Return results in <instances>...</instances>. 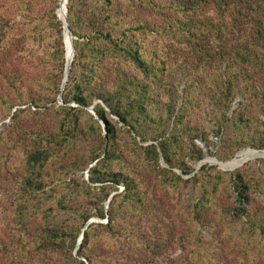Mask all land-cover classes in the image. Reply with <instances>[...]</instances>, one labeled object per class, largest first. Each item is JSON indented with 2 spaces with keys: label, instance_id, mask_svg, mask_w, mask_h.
<instances>
[{
  "label": "trees",
  "instance_id": "trees-1",
  "mask_svg": "<svg viewBox=\"0 0 264 264\" xmlns=\"http://www.w3.org/2000/svg\"><path fill=\"white\" fill-rule=\"evenodd\" d=\"M141 1L153 4L151 8L166 20L150 22L140 15L136 0H68L75 56L64 89L68 45L59 5L46 19L60 34L55 54L60 71L55 68L39 78L30 79L15 63L29 54V44L42 33L44 17L32 14L35 0H11L8 15L0 16V62L9 55L15 59L7 73L0 71V81L8 87L0 90V106L8 107L13 121L41 108L58 113L59 129L52 140L60 148L55 156L56 163L62 162L58 174H72L74 163L86 169L96 162L89 179L80 184L95 195L103 193L100 199L96 196L76 206L60 204L70 215L61 223H46L34 234L28 230L31 214L23 211L27 236L19 246L3 245L0 264L45 262L67 248L77 249L84 230L77 255L70 253L66 264H169L161 260L166 245L156 241L155 228L169 233L160 218L170 209L166 205L179 209L181 200L172 197L189 185L201 188V199L199 205L186 208L184 241L190 249L180 264H264V197L257 201L252 195L264 188L263 172L248 175L217 166L196 172L195 167L205 159L204 147L209 148L212 136L221 135L223 146L219 152H207L221 162L248 147L264 150V0ZM207 10L217 18L200 16ZM154 33L186 44L181 92L174 79L177 69L146 46ZM167 48L175 52L171 45ZM55 95H61L65 104L58 106ZM71 101L77 106H70ZM29 104L34 107L21 108ZM89 107L97 116L90 114L99 140L89 154L66 164V150L79 138L80 113ZM65 129L71 134H63ZM125 138L136 162L129 171L115 168V163L126 162L119 147ZM8 141L0 133V144ZM49 141L48 136L39 137L43 146L27 154L30 171L15 177L28 197L41 193L49 182L47 162L55 155ZM161 159L166 167L154 173L155 181L151 170L161 165ZM225 186L230 187L233 201L220 215L232 220L218 235L207 214L216 211L210 198L218 197ZM158 190L167 202L158 198ZM113 191L117 193L109 199ZM108 199L106 209L103 201ZM56 209L46 206L39 211L50 217ZM95 216L102 221L89 223ZM208 235L217 242L208 241ZM224 239L240 250L231 263L220 255Z\"/></svg>",
  "mask_w": 264,
  "mask_h": 264
},
{
  "label": "rangeland",
  "instance_id": "rangeland-1",
  "mask_svg": "<svg viewBox=\"0 0 264 264\" xmlns=\"http://www.w3.org/2000/svg\"><path fill=\"white\" fill-rule=\"evenodd\" d=\"M10 2L11 0H0V16L8 15L9 9H11ZM142 3L144 2L136 0L137 9L139 10L141 16L147 17L150 22L155 24H160L166 20H164L161 13H157L153 8H151L153 4L150 3L151 6H147L146 4L142 5ZM56 4L59 5L57 8L58 14V12H60V0L58 2L57 0H35L32 14H36L38 17H44V21L41 22L42 33L35 42L29 44V54L26 57L23 56L18 58L15 62L14 56L9 55V58L4 60V63L0 62V71L7 73L11 68L13 61L16 64H19L20 67L23 66L25 68L26 74L30 77V79L43 77L50 70L55 68H57V73L60 71V62L58 61V58L55 57V54H57L56 50L59 46L58 38L60 37V34L57 33L55 27L46 19L48 12H50ZM206 14L210 15L214 19L217 18L216 13L210 10L205 11L200 16H205ZM60 33L64 40V30ZM68 39L67 32L65 36L66 46L68 45ZM165 40H167V44ZM168 45H171L175 49L173 54L167 48ZM146 46L155 53H158L160 58L167 61V64H172V66L177 69L174 79L177 89L181 92L186 81L184 75L186 63L183 60L186 53V44L173 42L172 40H168L166 37H161L154 33L149 36ZM30 83L33 84L32 81H30ZM7 89V85L0 81V90L3 92L7 91ZM39 92H41V89H39ZM55 96L58 106L65 104L61 95ZM70 98L71 97L69 96V99ZM96 103H98V101H95V104ZM51 106L52 103H49L47 107ZM70 106L76 107L77 104L71 101ZM30 107L34 106L29 104L22 106L21 108L28 109ZM16 108L18 107H15L12 113H14ZM34 109H36V107ZM0 114V133L9 138L7 143L4 142L0 144V250H2L4 244L11 245L17 242L16 245L19 246L22 242V238L27 236L24 231V224L27 218L24 219L21 216L23 211L24 213L26 212V209L29 210L31 214L28 230L34 234L46 223H61L70 215L68 210L60 207V204L76 206L80 203L91 200L96 196L97 199H100L103 193L98 192L97 195H95L80 184L82 180L89 179V169L93 167L96 162L89 165L86 169L77 167V163H74V172L72 174L69 176L58 174L61 172L60 169L62 162L56 163L59 159L55 156L59 153L60 148L56 141H52L53 136L59 129L58 119L60 116L58 113L50 111L49 109L41 108L38 110L37 114L27 115V113H25L21 116L20 120L13 121L11 116H8V107L0 106ZM90 114H93L90 107L80 113L77 125L78 131L80 132L79 138L75 139L72 147L66 150V154L63 159V162L66 164H70L74 160L80 159V156L83 154H89L92 144H95V142L99 140V134L95 132L96 125L90 118ZM102 126L105 129L104 124H102ZM65 131L67 134H71L68 133L66 129L62 133L64 134ZM41 135H45L50 138L48 144L52 146L53 153H55V155L49 162H47L48 171L46 172V175L48 176L49 181L47 187H45V189L38 195L32 194L31 197H28L20 190V185L17 183L15 177L27 174L28 171H30L27 164V154L28 152L37 150L43 146L39 142V137ZM125 140L126 138L122 139V143L119 144V147L125 153L124 160L126 162L115 163V168L117 170L123 169L129 171L131 167L136 165V162L131 155V152H129L130 147L125 144ZM197 144L204 147V143L200 140L197 141ZM222 146L223 143L221 135L218 137L212 136L208 149L211 153H216L221 150ZM204 149L206 151L205 159H207L208 162L203 164L202 167L205 166L206 168H209L211 166H217L218 169L222 171H242L248 175L251 171H262V174H264V156L248 159L241 165L224 166L222 164L237 158L242 153L257 152L264 154V150H254V148L248 147L239 151L234 157L226 160L225 162H217V160L214 159L216 157L211 153H208V149L206 147H204ZM201 162L196 164L195 167L197 168ZM164 167H166V163L163 159H161V165L151 170V172H153L151 177L155 181L156 178L154 173L159 174V171ZM228 167H233L235 170L223 169ZM245 167L252 170H248ZM55 171L56 173H54ZM72 178L77 181H73ZM184 178L188 179L190 176H184ZM91 185L94 184L91 183ZM122 189L123 187H120L119 192H121ZM200 190L198 187H192V185H189L186 189L182 188V192L180 194L173 196L172 199H174V201L181 200L178 210H175L174 205H166L170 209L166 212L164 217L162 216L160 218V221L163 225L167 226L169 233H164V230L155 228L156 241L166 245L162 248L164 255L161 257V260L165 263L180 264L181 260L187 256L190 245L188 242L184 241L185 230L188 228V222L186 221V208L195 204H200ZM116 193L117 191H113L110 194L109 199H111ZM229 193L230 187L225 186L222 191H218V197L210 198V201L214 202V205L216 206V211L207 215L209 220L217 225L215 231L218 235L224 230L225 223L228 220H232V217H224L220 215V213L226 210L233 201V199L230 198ZM157 194L158 198L165 199V202H167L164 194L161 193L160 190H158ZM252 195L257 201H260V199L264 197V188L261 190H253ZM109 199L107 201H103L106 209L109 207ZM59 200H61L62 203H60ZM46 206H56L57 208L54 214L50 217H45L42 211H39L40 208H46ZM93 219L95 220L94 222L102 221L96 216L92 217L90 220ZM208 241L215 242L216 240H214L211 235H208ZM223 241L224 242L220 244V255L222 254L221 257L224 262L231 263L235 257L239 255L240 250L238 247L229 243L227 239H224ZM70 253L77 255L76 248H67L62 253H57L47 257L45 262L36 261L34 264H66L71 259ZM262 259L264 260V255H262Z\"/></svg>",
  "mask_w": 264,
  "mask_h": 264
},
{
  "label": "bare ground",
  "instance_id": "bare-ground-1",
  "mask_svg": "<svg viewBox=\"0 0 264 264\" xmlns=\"http://www.w3.org/2000/svg\"><path fill=\"white\" fill-rule=\"evenodd\" d=\"M66 8H67V0H61V5H60V13L58 12V17L59 19L63 22L66 21L67 14H66ZM67 30V29H65ZM68 32V31H67ZM68 38H69V33H68ZM67 58L68 61H71L72 59V44L70 38L68 39V53H67ZM264 156V154L257 153V152H252V153H242L240 154L237 158L230 160L226 163H222L224 166L225 165H241L244 163V161L255 158V157H260Z\"/></svg>",
  "mask_w": 264,
  "mask_h": 264
},
{
  "label": "water",
  "instance_id": "water-1",
  "mask_svg": "<svg viewBox=\"0 0 264 264\" xmlns=\"http://www.w3.org/2000/svg\"><path fill=\"white\" fill-rule=\"evenodd\" d=\"M60 3H61V0H60ZM67 3H68V0H67ZM66 14H68V8H66ZM64 28L65 29H67V31H68V33H69V38H70V40H71V44H72V59H71V61H68V58H67V63H66V70H65V78H64V81H63V89L65 88V86H66V83H67V81H68V78H69V73H70V68H71V65H72V62H73V59H74V56H75V48H74V44H73V33H72V31H71V29L69 28V22H68V19L66 18V21L64 22ZM90 110H91V112L96 116V113H95V110H94V108L92 107V108H90ZM102 124H104V126H105V123L102 121ZM215 160H217V162H219V160L218 159H216V158H214ZM208 161H207V159H205L204 161H202L199 165H198V167L196 168V171H198L201 167H202V165L203 164H205V163H207ZM221 162V161H220ZM215 164H217V163H215ZM226 170V169H225ZM109 202H110V200L108 201V205H109ZM95 220L93 219V220H91L89 223H91V222H94ZM84 232H85V230H84ZM84 232H83V234L81 235V237H80V239H79V241H78V245H77V249H76V252H77V250H78V248H79V246H80V244H81V242H82V240H83V238H84ZM83 260H85V259H83ZM86 261V260H85ZM87 262V264H89V262L88 261H86Z\"/></svg>",
  "mask_w": 264,
  "mask_h": 264
}]
</instances>
